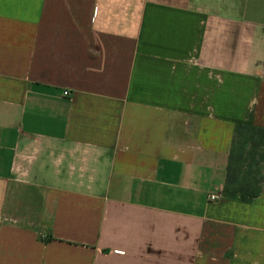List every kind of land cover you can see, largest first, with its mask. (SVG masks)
<instances>
[{
    "label": "crops",
    "instance_id": "obj_1",
    "mask_svg": "<svg viewBox=\"0 0 264 264\" xmlns=\"http://www.w3.org/2000/svg\"><path fill=\"white\" fill-rule=\"evenodd\" d=\"M237 124L264 128V0H0V264H264Z\"/></svg>",
    "mask_w": 264,
    "mask_h": 264
},
{
    "label": "trees",
    "instance_id": "obj_2",
    "mask_svg": "<svg viewBox=\"0 0 264 264\" xmlns=\"http://www.w3.org/2000/svg\"><path fill=\"white\" fill-rule=\"evenodd\" d=\"M264 184V128L249 124L234 127L223 194L252 202Z\"/></svg>",
    "mask_w": 264,
    "mask_h": 264
},
{
    "label": "built area",
    "instance_id": "obj_3",
    "mask_svg": "<svg viewBox=\"0 0 264 264\" xmlns=\"http://www.w3.org/2000/svg\"><path fill=\"white\" fill-rule=\"evenodd\" d=\"M64 95L65 96H69L70 95V92L69 91H65L64 92ZM220 198V196L219 195H216V194H212L211 196H210V199L211 200H218Z\"/></svg>",
    "mask_w": 264,
    "mask_h": 264
}]
</instances>
